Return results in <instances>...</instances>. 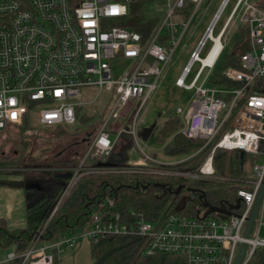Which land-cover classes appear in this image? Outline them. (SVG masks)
Masks as SVG:
<instances>
[{
    "label": "built area",
    "instance_id": "2783aa9c",
    "mask_svg": "<svg viewBox=\"0 0 264 264\" xmlns=\"http://www.w3.org/2000/svg\"><path fill=\"white\" fill-rule=\"evenodd\" d=\"M153 1L161 3L164 15L146 41L131 28L118 26L125 24L130 4ZM229 1L221 2L203 40L190 53L187 66L174 83L194 92L187 109L177 111L182 124L178 133L203 142L202 149L212 145L197 172L186 173L171 168L185 160L160 165L146 155L138 127L144 108L159 87L163 68L204 0H0V132L26 125L50 130L71 127L79 107L95 104L102 94L107 96L102 113L93 111L99 120L90 126L92 134L78 164L66 171L71 178L53 212L83 176L116 169L94 168L86 162L107 158L124 136L141 155L135 162L129 161L128 167L142 174L208 180L214 176L215 150H237L253 157L251 176L236 191L240 201L239 209L233 211L236 216L219 220L171 214L154 221L136 212L126 217L113 214L108 221L94 216L84 230L51 246L42 247L36 240L22 256V264H52V248L63 253L80 240L91 243L106 235L141 237L147 255L179 256L185 264H234L242 243L247 249L241 264H249L255 252L264 248V236L260 237L261 229L264 235V196L250 239L244 238L247 218L264 177V7L238 0L221 32L213 38V28ZM186 4L190 14L181 18L178 14ZM239 13L242 25L249 29L248 47L240 56L241 67L224 73L237 87L212 88L210 71L224 51L225 32ZM206 41H211L212 47L201 59ZM215 49L214 60L208 62ZM119 61L131 62V66L115 76L113 64ZM196 62L199 70L186 85ZM206 70L209 72L202 79ZM84 90H93L89 101L82 95ZM106 205L113 206L110 200ZM14 257L10 254L5 262Z\"/></svg>",
    "mask_w": 264,
    "mask_h": 264
},
{
    "label": "trees",
    "instance_id": "16d2710c",
    "mask_svg": "<svg viewBox=\"0 0 264 264\" xmlns=\"http://www.w3.org/2000/svg\"><path fill=\"white\" fill-rule=\"evenodd\" d=\"M139 5L140 3L130 4L123 20L125 24L118 26L131 28L146 41L154 25L145 23L141 16L137 15ZM189 6L186 4L178 16H189ZM248 33L247 26H243L237 33L233 53L226 58L220 71L212 74V88L237 87V84L226 80L224 73L229 68L241 67L240 56L247 51ZM253 88L254 85L251 90ZM33 126L12 128L19 132L16 141L18 151L12 157L0 160V186L21 187L27 173L34 170L46 179L43 192L32 194L25 191V227L10 230L5 220L0 219V248L15 256L5 264H22V256L32 248L36 240L42 247L51 246L75 231L84 230L94 216L101 221L110 220L113 214L126 217L130 212L143 213L150 221L162 220L171 214L196 218L197 212L200 211L198 195H194V199L190 198L184 210L177 213L175 208L182 196L168 193V188L175 192L180 187V194L187 190H194L199 195L203 192V199L213 206L225 201L232 205L236 200V191L244 187L242 181L251 176V172L245 167L246 157L244 162H241L239 151L221 149L215 150L212 163L214 178L209 180L142 174L128 167V151L132 145H129L130 139L124 136L115 144L114 150L107 158L86 162L94 168L110 163L116 169L110 173H90L83 176L53 212L68 184L67 180L62 181L57 175L65 174L78 164L87 149V138L92 134V129L89 127L85 132L76 134L60 127L49 130ZM8 130L11 129L0 133ZM54 131L57 133H50ZM124 140L129 141H125L127 146L116 149ZM203 145L201 141L187 139L181 133H176L164 146V152L168 156L184 155L187 159L171 167L175 172L196 173L212 149V145L202 149ZM35 152H39V159H34ZM220 178H227L236 184L225 187L219 182ZM106 200L112 202L111 208L106 205ZM203 210L201 209L200 213ZM212 219L217 217L212 215ZM144 247V241L137 236H102L96 242L90 243L91 264H185L184 259L179 256L147 255ZM50 252L52 264H58L56 249L52 248ZM249 264H264V248L255 252Z\"/></svg>",
    "mask_w": 264,
    "mask_h": 264
},
{
    "label": "rangeland",
    "instance_id": "374dc122",
    "mask_svg": "<svg viewBox=\"0 0 264 264\" xmlns=\"http://www.w3.org/2000/svg\"><path fill=\"white\" fill-rule=\"evenodd\" d=\"M222 1L223 0H204L197 11V14L193 18L189 28L187 29L183 40L180 42L179 46L171 57L170 62L163 68L162 77L158 82L159 87L157 91L151 96L150 101L142 113L143 122L138 127V139L140 144H142L141 147L143 148L144 153L148 156L152 155L154 160L160 165H175L186 159L184 155L168 156L164 152L165 144H168L172 140L173 136L175 135V130L180 129L182 126L181 120L177 115V111L187 109L194 93L193 91H185L183 89L177 88L175 87L174 83L180 76L184 67L187 66L190 53L203 40L205 31L213 20L214 16L218 13ZM237 1L238 0H230L227 6L224 8L213 28V38H216L221 32L222 28L224 27V23H226L227 19L229 18ZM245 1L252 6L262 5V7H264V0ZM138 8V11H136L137 15H140L145 23L153 24L154 29L157 28L161 22V18L164 15V9L161 6V3H155L154 1L140 3ZM240 18L241 14L239 13L230 26V29L226 30L222 39L224 51L214 68L210 71V77H212L213 73L220 71L223 64L225 63L226 58L228 59V57L233 53L236 44L237 33L243 27ZM211 47L212 42L206 41L205 46L199 55L201 59L206 56ZM113 66V73L115 76H119L130 68L131 62L119 61L113 64ZM198 66L199 63L197 62L191 66L190 74L185 79L186 85H189L192 82L194 76L199 70ZM208 72V70L204 72L202 79L208 74ZM92 93L93 90H84L82 92L83 97L86 99L85 101H89L92 98ZM106 98L107 96L102 94L101 99L95 102V104L79 107V110L76 113L77 117L75 124L71 127H66L65 130L76 134L85 132L91 125L99 120L93 111L102 113L105 106L107 105ZM169 127H173L175 130H170ZM32 128H34V126ZM18 133V130L13 129L8 130L5 133H0V160H2L4 157L10 158L13 156V154L17 153L18 150L16 147V141L18 139ZM50 133L56 134L57 132L54 131ZM125 141L126 140L121 141L116 149L120 148L121 146L125 148L127 146L126 142L129 143V141ZM129 145L131 144L129 143ZM33 157L34 159H39V152H35ZM140 157V152L133 145V147H131L128 151L129 160L132 161L133 158ZM246 161L245 167L249 171V167H251L253 162V157L247 155ZM219 182L224 184L225 187L236 184V182L228 181L227 178H220ZM7 212L8 210H5V213ZM207 218H212V215ZM263 236V229H261L260 237ZM89 248V242L80 240V242L73 248L66 250V252L58 253V264H91ZM8 255V251L0 248V264H5V261L9 257Z\"/></svg>",
    "mask_w": 264,
    "mask_h": 264
},
{
    "label": "water",
    "instance_id": "95a60500",
    "mask_svg": "<svg viewBox=\"0 0 264 264\" xmlns=\"http://www.w3.org/2000/svg\"><path fill=\"white\" fill-rule=\"evenodd\" d=\"M244 159H245L244 152H240L241 162H244ZM99 167L100 168H113L114 165L104 163V164H100ZM57 178L62 179V181L63 180H69L71 178V174L70 173H65V174L62 173V174L57 175ZM21 186L26 190V186H24L23 183ZM167 190L170 191L169 188ZM192 192H194V190ZM178 193H180V187H178L176 189V191L173 192V194L176 196L178 195ZM263 196H264V177H263L261 186L259 188V191L256 195L254 204H252L253 207H252L251 213H250L249 217L247 218L246 228H245V232H244V238L246 240L250 239L251 232H252V229L254 227L255 220H256L255 218L258 215V210L260 208ZM201 198L202 199L204 198L203 192H200L199 199H201ZM188 200H190L188 197H182L180 199V201L178 202V204L176 205L175 211L177 213L182 212L184 210L185 204ZM203 200L204 201H203L202 207L205 210L202 213H200V211H198L196 214V219H205L211 215H214L219 220H225L227 217L236 216V214L233 211L238 210L239 206H240L239 200H235V203L232 205L226 201L221 202L218 206H212L205 199H203ZM246 249H247V244L242 243L240 245L239 252L237 254V257H236L234 264H241V262L244 258Z\"/></svg>",
    "mask_w": 264,
    "mask_h": 264
},
{
    "label": "crops",
    "instance_id": "0c3cea01",
    "mask_svg": "<svg viewBox=\"0 0 264 264\" xmlns=\"http://www.w3.org/2000/svg\"><path fill=\"white\" fill-rule=\"evenodd\" d=\"M169 129L175 130L173 127H169ZM178 132L179 129H176L174 134ZM150 156L152 157V155ZM135 160H137V158H133L132 162H135ZM97 167H99V165ZM25 191L26 190L22 186L15 188L0 186V219L5 220L10 230L21 229L25 227ZM5 210H8V212L5 213Z\"/></svg>",
    "mask_w": 264,
    "mask_h": 264
},
{
    "label": "flooded vegetation",
    "instance_id": "af4514ba",
    "mask_svg": "<svg viewBox=\"0 0 264 264\" xmlns=\"http://www.w3.org/2000/svg\"><path fill=\"white\" fill-rule=\"evenodd\" d=\"M36 179H41L40 181H37ZM45 178L38 172V171H32L27 173L26 178L23 181V185L26 186V191L28 193H32V194H36V193H40L43 192V183L45 182ZM168 191V190H167ZM171 191V190H170ZM168 191V193H173L172 191L170 192ZM193 190H187L185 192H183L182 194L181 191L180 193H178L177 196H182V197H188L189 199L192 198L194 199V195H198V200H199V205H200V211L201 209H203L202 204H203V199H199V194L197 192H192ZM181 198V197H180ZM180 201V199L178 200V202ZM190 201V200H188ZM178 204V203H177ZM211 205V204H210ZM213 206V205H212ZM205 210V209H204ZM203 210V211H204Z\"/></svg>",
    "mask_w": 264,
    "mask_h": 264
},
{
    "label": "bare ground",
    "instance_id": "6f19581e",
    "mask_svg": "<svg viewBox=\"0 0 264 264\" xmlns=\"http://www.w3.org/2000/svg\"><path fill=\"white\" fill-rule=\"evenodd\" d=\"M216 51H217V49H215L212 53H211V56H210V58L208 59V62H212L213 60H214V57H215V55H216ZM110 164V163H109ZM112 165V164H111ZM144 215V214H143ZM144 217L147 219V217L144 215ZM148 220V219H147ZM150 221V220H149ZM139 238H141V237H139ZM142 239V238H141Z\"/></svg>",
    "mask_w": 264,
    "mask_h": 264
}]
</instances>
